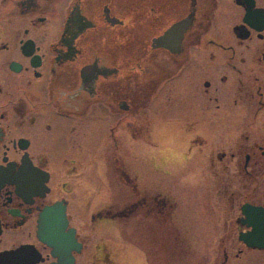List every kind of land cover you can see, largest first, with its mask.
<instances>
[{"label": "flooded vegetation", "instance_id": "1", "mask_svg": "<svg viewBox=\"0 0 264 264\" xmlns=\"http://www.w3.org/2000/svg\"><path fill=\"white\" fill-rule=\"evenodd\" d=\"M158 127L214 180L213 264H264L241 239L247 205L264 228V0H0V264H164L135 241L141 209L175 210L137 197L136 136Z\"/></svg>", "mask_w": 264, "mask_h": 264}, {"label": "rangeland", "instance_id": "2", "mask_svg": "<svg viewBox=\"0 0 264 264\" xmlns=\"http://www.w3.org/2000/svg\"><path fill=\"white\" fill-rule=\"evenodd\" d=\"M176 112L171 108L170 120L182 119ZM151 137L146 141L148 137L136 136L137 146L132 152L139 180L137 197L164 187V192L173 196L176 205L175 210L167 209V225H160L163 223L159 216L150 217L145 208L141 209L135 220V241L142 247L151 246L155 257L164 264H213L217 251L214 247L225 231L214 180L205 166L199 170L194 159H188L189 150L179 134L169 137L158 127ZM94 170L90 169L91 176ZM233 170L235 168L231 169V174ZM118 228L128 240L132 224ZM89 230L91 252L92 243L99 239V231L91 227ZM141 258L144 257L140 253L127 250L117 261L141 264L144 261ZM245 264H260L257 254L249 253Z\"/></svg>", "mask_w": 264, "mask_h": 264}, {"label": "water", "instance_id": "3", "mask_svg": "<svg viewBox=\"0 0 264 264\" xmlns=\"http://www.w3.org/2000/svg\"><path fill=\"white\" fill-rule=\"evenodd\" d=\"M258 212H260V209L250 207L248 205L245 206L244 208V213L249 217L250 224L253 226V231L248 234H243L241 236V239L245 241V243L248 244V246L254 247V248L261 247L260 242H262V239H264V228L259 226V223L257 222V220H255V217L257 216ZM48 243L51 244L50 241Z\"/></svg>", "mask_w": 264, "mask_h": 264}]
</instances>
